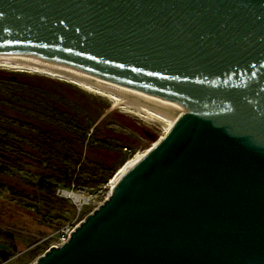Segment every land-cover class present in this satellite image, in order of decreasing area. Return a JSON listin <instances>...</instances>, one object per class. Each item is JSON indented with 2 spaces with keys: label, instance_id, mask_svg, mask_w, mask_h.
Wrapping results in <instances>:
<instances>
[{
  "label": "water",
  "instance_id": "1",
  "mask_svg": "<svg viewBox=\"0 0 264 264\" xmlns=\"http://www.w3.org/2000/svg\"><path fill=\"white\" fill-rule=\"evenodd\" d=\"M0 52L180 112L31 264H264V0H0Z\"/></svg>",
  "mask_w": 264,
  "mask_h": 264
},
{
  "label": "trees",
  "instance_id": "2",
  "mask_svg": "<svg viewBox=\"0 0 264 264\" xmlns=\"http://www.w3.org/2000/svg\"><path fill=\"white\" fill-rule=\"evenodd\" d=\"M26 84L30 91L40 96L37 103L20 92V90L24 91L23 87L17 88V94L12 96H16L17 106L21 108H26L25 102L37 106L34 109L37 116L46 119L44 121L40 119L44 128L35 130L32 136H28L27 142L18 140L14 145L0 144V174H4L9 168L21 170L28 167L29 173L38 175L36 182L21 188L27 191L26 195L33 202L31 204L75 210L70 201L55 194L56 189L60 185L63 188L72 186L74 190L102 186L117 167L133 155V147L123 135L105 131L107 136H98L100 122L90 130L92 123L98 117L87 118L81 110L75 111L72 109L70 99L62 93L58 92L57 95L53 94L50 97L45 94V86L30 82ZM0 90L6 89L3 87ZM3 95L7 96V94ZM74 105L83 107V104ZM21 136L23 135L17 137L23 138ZM123 149L128 150L129 155ZM101 150L111 154L109 160L92 156ZM20 180L28 182L24 178ZM36 210L39 211L38 208ZM0 245L6 246L12 252L18 251L10 235L0 233ZM8 256L9 254L0 251L2 261L7 260Z\"/></svg>",
  "mask_w": 264,
  "mask_h": 264
},
{
  "label": "rangeland",
  "instance_id": "3",
  "mask_svg": "<svg viewBox=\"0 0 264 264\" xmlns=\"http://www.w3.org/2000/svg\"><path fill=\"white\" fill-rule=\"evenodd\" d=\"M0 71V75H4L3 72L14 73L4 70ZM15 73L23 75L22 79L28 83L45 86V94L50 97L53 94L57 95L58 92L62 93L63 96L70 99L72 109L75 111L81 110L85 117H98L92 123L90 130L100 122L99 131L97 132L98 136H107L105 131L125 136L126 141L133 147L132 154L148 147L152 141L163 133V130L154 123L121 113L120 109H111V103L106 99L90 94L72 84L39 75ZM58 85H61V87ZM4 86L11 87L12 85L5 82V78L3 80L0 77V88L2 89ZM76 103L79 106L83 104V107H75L74 104ZM27 111L31 113V111ZM39 119L46 120L41 116ZM125 153L129 155V152ZM109 155L111 154L106 150H101V152H97L96 155L93 154L92 156L109 160ZM27 170L28 167L21 170L9 168L4 174H0V233L10 235L18 248L17 252H12L6 246L0 245V251L9 254L7 260L2 261L0 259V264H31L37 256L41 255L52 245H55L57 236L63 227H74L77 225L107 196L108 189L104 186L108 180L102 186L87 189L84 198L88 203L83 205L79 211L77 209L64 210L58 207H43L40 204H31L33 202L26 195L27 191L21 188L36 182L38 175L29 173ZM21 178L26 179L28 182L21 181ZM60 187L62 185L57 189ZM73 193L78 194L75 190ZM66 200L72 203L70 197ZM37 208L39 211L36 210ZM40 214H45V216H40Z\"/></svg>",
  "mask_w": 264,
  "mask_h": 264
},
{
  "label": "bare ground",
  "instance_id": "4",
  "mask_svg": "<svg viewBox=\"0 0 264 264\" xmlns=\"http://www.w3.org/2000/svg\"><path fill=\"white\" fill-rule=\"evenodd\" d=\"M0 70L39 75L59 82L72 84L111 103V109L154 123L163 133L152 143L131 155L117 167L107 181V195L116 183L177 123L180 112L168 103L155 99L142 91L106 77L53 60L22 53L0 52ZM72 196V194L70 195ZM75 200L85 203L79 196Z\"/></svg>",
  "mask_w": 264,
  "mask_h": 264
},
{
  "label": "flooded vegetation",
  "instance_id": "5",
  "mask_svg": "<svg viewBox=\"0 0 264 264\" xmlns=\"http://www.w3.org/2000/svg\"><path fill=\"white\" fill-rule=\"evenodd\" d=\"M3 73L4 75H0V77L3 78V80L5 78V82L12 86H4L6 90H0V144L14 145L18 140L27 142L28 136H32L35 130L44 128V125L35 113L34 109L37 108V106L25 102V107L27 109L21 108L17 106L18 102L16 96H12V94L16 95L18 92L17 88L23 87L24 91L20 90V92L29 96L32 102L37 103V99H39L40 96L37 94L35 95L33 91L28 89V84H26L28 82L22 79L23 75L15 72ZM3 94H7V96ZM20 101L22 102V100ZM27 110L31 111L32 114ZM28 115L30 116L28 117ZM19 135H23L21 136L23 138L17 137Z\"/></svg>",
  "mask_w": 264,
  "mask_h": 264
},
{
  "label": "built area",
  "instance_id": "6",
  "mask_svg": "<svg viewBox=\"0 0 264 264\" xmlns=\"http://www.w3.org/2000/svg\"><path fill=\"white\" fill-rule=\"evenodd\" d=\"M123 151L129 152L126 149H123ZM106 185H107V183L104 186L105 188H106ZM73 191H74V188L72 186L70 188L60 187L59 189H56L55 194L58 197L65 198V199L70 197L72 199V205H74L75 209H77L79 211L83 205H86L88 203V201L86 200L85 203H82L80 200H75V197L79 196L81 199H83L85 193L87 192V189L79 188L78 190H75L78 192V194L73 193ZM71 194H72V196H70ZM74 227H69V226L63 227L61 229L59 235L57 236V242L55 243V245H52V246L57 247V246H60L61 244H63L69 238L70 233L73 231Z\"/></svg>",
  "mask_w": 264,
  "mask_h": 264
}]
</instances>
